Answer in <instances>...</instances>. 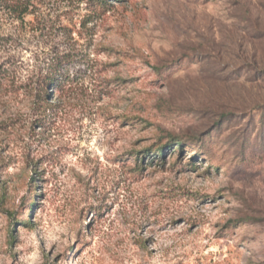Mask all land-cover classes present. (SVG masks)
Here are the masks:
<instances>
[{
	"label": "rangeland",
	"instance_id": "1",
	"mask_svg": "<svg viewBox=\"0 0 264 264\" xmlns=\"http://www.w3.org/2000/svg\"><path fill=\"white\" fill-rule=\"evenodd\" d=\"M0 264H264V0H0Z\"/></svg>",
	"mask_w": 264,
	"mask_h": 264
},
{
	"label": "trees",
	"instance_id": "2",
	"mask_svg": "<svg viewBox=\"0 0 264 264\" xmlns=\"http://www.w3.org/2000/svg\"><path fill=\"white\" fill-rule=\"evenodd\" d=\"M91 2L93 3H97L99 5H102V4H106L107 0H90ZM175 142H177V145L176 146H180V141L179 140H176ZM156 152L159 154H161L162 150L160 147L156 148Z\"/></svg>",
	"mask_w": 264,
	"mask_h": 264
}]
</instances>
